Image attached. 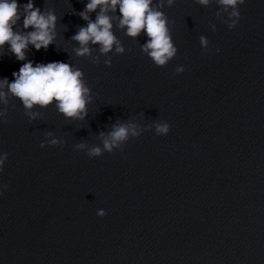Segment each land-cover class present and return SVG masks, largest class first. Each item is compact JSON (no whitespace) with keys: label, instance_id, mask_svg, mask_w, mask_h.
I'll return each mask as SVG.
<instances>
[{"label":"water","instance_id":"water-1","mask_svg":"<svg viewBox=\"0 0 264 264\" xmlns=\"http://www.w3.org/2000/svg\"><path fill=\"white\" fill-rule=\"evenodd\" d=\"M86 3L34 0L41 12L55 11L56 38L47 50L29 44L26 51L34 66L62 61L84 72L93 94L85 119L68 120L51 105L34 108L40 115L30 121L17 98L9 95L7 105L0 102V111L7 108V116L0 117V154H8L0 172V264H132L108 153L90 158L87 148H75L81 142L88 148L102 146L99 133L104 132L95 63L77 57L79 45L71 39L86 25L79 15ZM22 20L14 30H21ZM25 62L5 45L0 49V79L12 82V73ZM52 138L62 146L40 147ZM101 209L104 217L97 214Z\"/></svg>","mask_w":264,"mask_h":264},{"label":"clouds","instance_id":"clouds-1","mask_svg":"<svg viewBox=\"0 0 264 264\" xmlns=\"http://www.w3.org/2000/svg\"><path fill=\"white\" fill-rule=\"evenodd\" d=\"M202 6H208L210 0H195ZM217 4L228 13L225 20L229 29L236 27L241 18L239 5L245 0H216ZM175 0H167V6L171 7ZM165 6L164 0H87L83 11L79 13L85 26L72 36L79 47L75 51L77 57H89L92 63H99V57L92 56L90 45H98L99 53L105 57L104 64L111 66L109 53L123 54L125 48L113 32V16L109 13L119 12L118 28L125 30V34L133 39L138 38L142 33L147 41L140 45V50L147 55L157 67H165L169 61L176 57L178 49L175 46L172 34L169 29V19L161 10ZM99 9V11H97ZM96 13L95 20L90 13ZM219 14V13H218ZM22 20L21 30L17 28L18 22ZM57 16L54 10L41 12L36 7L34 0H28L25 4H18L17 0H0V49L8 45L10 51L18 61H27L21 65L18 72H13L14 80L9 82L8 78L0 79V102L8 104V97L17 98L24 107L25 115L29 120H34L40 115L32 111L34 108L45 109L55 105L58 113L68 120H84L88 115V105L93 103V94L87 84L84 72L66 62L56 61L47 64L27 60L26 51L29 44L39 51L53 44L56 36ZM32 29L31 31H27ZM213 31H216L213 26ZM199 43L205 51L208 50L209 40L199 37ZM219 51V49H217ZM177 74L184 71L182 66L175 69ZM7 116V108L0 111V117ZM4 122H8L5 118ZM156 135H167L170 125L167 122H153ZM143 128L134 122L117 121L112 125L111 130L106 134L99 133L101 145H94L90 148L83 142L77 143L75 148L83 151L87 148V155L90 158L100 157L107 153H113L115 149L123 150L124 145L130 138H138ZM52 137V133L46 134ZM62 146L57 138L41 142L40 147ZM8 159V154H0V172ZM7 187V186H5ZM104 217L106 212L101 209L97 213Z\"/></svg>","mask_w":264,"mask_h":264}]
</instances>
